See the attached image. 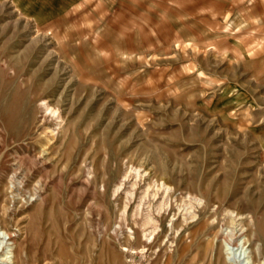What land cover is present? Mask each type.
Instances as JSON below:
<instances>
[{
	"label": "rangeland",
	"instance_id": "374dc122",
	"mask_svg": "<svg viewBox=\"0 0 264 264\" xmlns=\"http://www.w3.org/2000/svg\"><path fill=\"white\" fill-rule=\"evenodd\" d=\"M0 218V264H264V0H0Z\"/></svg>",
	"mask_w": 264,
	"mask_h": 264
},
{
	"label": "bare ground",
	"instance_id": "6f19581e",
	"mask_svg": "<svg viewBox=\"0 0 264 264\" xmlns=\"http://www.w3.org/2000/svg\"><path fill=\"white\" fill-rule=\"evenodd\" d=\"M14 177L13 178H15L16 176L15 175H13ZM9 206H5V208L6 209H4L5 210V212L3 213L4 215V217H6L7 216V212H8V208ZM1 219V218H0ZM6 221V220H5ZM0 230H3V232H5V234L8 236V239L10 240V241H15V236H16V234H14L12 231H10V230H8L7 228H5V226L0 222ZM233 231V230H232ZM232 231L231 232H227L226 234H224V236H223V239H224V241L226 242V243H231V241H232V239H233V233H232ZM251 235V234H250ZM247 238V237H246ZM248 240V239H247ZM251 240V239H250ZM249 241V240H248ZM235 244H236V242H235ZM251 258H253V257H251ZM253 261H254V259H253ZM255 262V261H254Z\"/></svg>",
	"mask_w": 264,
	"mask_h": 264
},
{
	"label": "crops",
	"instance_id": "0c3cea01",
	"mask_svg": "<svg viewBox=\"0 0 264 264\" xmlns=\"http://www.w3.org/2000/svg\"><path fill=\"white\" fill-rule=\"evenodd\" d=\"M36 19H39V17H36Z\"/></svg>",
	"mask_w": 264,
	"mask_h": 264
}]
</instances>
